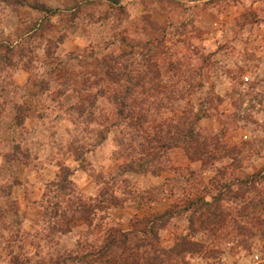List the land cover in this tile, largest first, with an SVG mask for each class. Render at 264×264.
<instances>
[{
	"label": "rangeland",
	"instance_id": "rangeland-1",
	"mask_svg": "<svg viewBox=\"0 0 264 264\" xmlns=\"http://www.w3.org/2000/svg\"><path fill=\"white\" fill-rule=\"evenodd\" d=\"M27 1L59 11L0 0V264H107V231L168 210L158 245L196 243L174 262L264 264V0ZM64 165L118 203L54 217Z\"/></svg>",
	"mask_w": 264,
	"mask_h": 264
},
{
	"label": "trees",
	"instance_id": "trees-1",
	"mask_svg": "<svg viewBox=\"0 0 264 264\" xmlns=\"http://www.w3.org/2000/svg\"><path fill=\"white\" fill-rule=\"evenodd\" d=\"M5 3H7L8 5H28L31 8L39 11V12H43V14H45L46 16L52 17L53 15H55L56 13H58V9H53V8H49L47 7L45 4H39V3H33L31 4L30 2H28L27 0H2ZM199 119H201V115L197 116ZM184 140H183V144L187 145L185 146L187 149V152L190 154L191 150L188 146V144L190 142H192L195 138V132L193 131V129H190L188 132L184 133L183 136ZM177 143V142H174ZM153 157H155L154 154ZM77 157V161H79V164H81L82 168L85 169L87 168V166L84 164L85 160L83 158L80 157V155L77 153L76 155ZM149 161H151V159L143 161V162H138L136 164H131L129 165V167H127V169H130L131 171H134V169H140L139 171H148V168L143 169L147 166V164L149 163ZM74 174V170L71 169L69 166H59V172L57 173L58 176V180L53 182V187L50 190V193H54V198H55V202L52 203L50 202V200L47 198L48 194L45 193L43 194V198L42 201L46 200L47 203L51 204L54 208L53 211L55 210L54 213V217H62L63 221L65 220V217L67 218L66 214L71 215L74 213V211L77 209L78 211H80V216L83 217V219L89 223H91V220L88 216V212H90L91 210H94L96 208L100 209V207L107 205V207H109V203L112 204H117L119 201V197L115 196V195H110L107 198H103L102 199V203H98L97 207H90L88 208L85 204L82 203V199L78 198L76 201H74V198H77L75 196H73V193L75 192V190L73 189L72 185L74 184L73 180L71 179L72 175ZM106 194L103 193L102 197H105ZM47 198V199H46ZM75 203L78 204L75 206ZM196 202L193 203H189L187 209H190L192 207V205H194ZM203 205L202 207H204L205 205H208V202L203 201ZM262 204L264 205V202H262ZM75 207V209L73 208ZM44 212H48V209L46 207L43 208ZM47 210V211H46ZM76 210V211H77ZM211 214H208V218L207 221H212L216 223V219L214 218V215L216 212L220 211L219 206L215 205V207H213ZM215 210V211H213ZM68 211V212H67ZM84 213V214H82ZM254 213V210H253ZM174 212H171V210L166 211L163 214L157 215L155 216L153 219H150L147 221L146 223V227L147 229L145 230H139V232L143 235V237L140 235V237L142 238V240L136 241L133 244L129 245L128 243L130 242V240L132 239L131 236H133V229L129 230V231H122L121 234L117 235L116 233H114L113 230H109L107 231V236L109 237V240H107V242L97 250V252L93 253V257L95 259H103V263H107V264H113V262L111 263L110 258H109V254L112 252V250H114V248H120L127 253V260H132L134 263H143V264H179V260L178 261H173V257L177 256H184L188 253H191L192 251H194V245L196 244L195 242H188L186 240L183 241V243H179L177 244L175 247L172 248H162L159 244V230L158 227L160 225H162L164 223V220L167 216L169 217H173ZM83 215V216H82ZM205 221V220H204ZM150 225H149V224ZM262 223V221L260 222ZM137 234L134 235V237H137L139 235L138 232H136ZM182 244V245H180ZM121 256H119L118 258H116V260H118L119 264H133L130 261L128 262H124L123 260L120 258ZM85 255L80 257V261L84 260ZM181 264H183L185 261L184 260H180Z\"/></svg>",
	"mask_w": 264,
	"mask_h": 264
}]
</instances>
